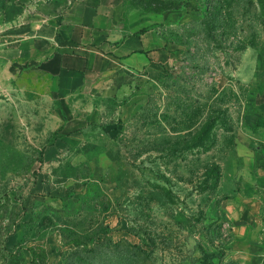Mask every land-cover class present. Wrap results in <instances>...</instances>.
<instances>
[{
  "label": "rangeland",
  "instance_id": "374dc122",
  "mask_svg": "<svg viewBox=\"0 0 264 264\" xmlns=\"http://www.w3.org/2000/svg\"><path fill=\"white\" fill-rule=\"evenodd\" d=\"M131 1L151 74L0 109V264H264V0Z\"/></svg>",
  "mask_w": 264,
  "mask_h": 264
},
{
  "label": "crops",
  "instance_id": "0c3cea01",
  "mask_svg": "<svg viewBox=\"0 0 264 264\" xmlns=\"http://www.w3.org/2000/svg\"><path fill=\"white\" fill-rule=\"evenodd\" d=\"M125 10L123 0H0V109L15 99L29 104L32 89L45 90L48 73L57 90L70 93L91 76L111 86L124 75L151 74L157 40H146L152 28H120ZM230 252L241 262L262 258L256 247Z\"/></svg>",
  "mask_w": 264,
  "mask_h": 264
},
{
  "label": "trees",
  "instance_id": "16d2710c",
  "mask_svg": "<svg viewBox=\"0 0 264 264\" xmlns=\"http://www.w3.org/2000/svg\"><path fill=\"white\" fill-rule=\"evenodd\" d=\"M128 2H129V4L131 5L133 2L131 1V0H128ZM164 8H167V9H169V7H163V8H159V9H150V11H156V10H160V11H162ZM171 8V7H170ZM262 8H264V6L262 7ZM151 27L150 26H144V27H142L141 28V32H145V31H147V30H149ZM211 172L214 174V179H213V184H212V188L213 189H216L217 187H218V184H219V181H220V177H221V168H220V166H219V164H215V165H213L212 167H211ZM84 252H86V253H92L93 252V248H86V249H84ZM78 255V251H76V252H73L70 256H69V259H68V261L65 263V264H76L75 262H74V258L76 257ZM211 257V255L210 254H208V253H205L204 254V258H206V259H209ZM93 259V258H92ZM126 259V258H125ZM90 260L91 259H89V257L88 256H86L85 257V260L83 259L82 260V262L80 263V264H92L91 262H90ZM92 261V260H91ZM125 261V260H124ZM233 262H234V260H232ZM33 262L35 263L36 261H35V258L33 259ZM93 262V261H92ZM125 262H127V261H125ZM79 264V263H78Z\"/></svg>",
  "mask_w": 264,
  "mask_h": 264
}]
</instances>
